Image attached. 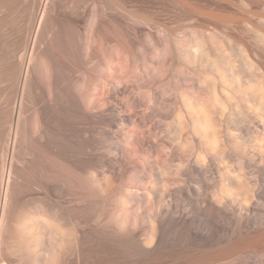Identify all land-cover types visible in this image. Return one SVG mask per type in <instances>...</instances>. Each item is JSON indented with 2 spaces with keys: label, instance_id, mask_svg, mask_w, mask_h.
I'll return each mask as SVG.
<instances>
[{
  "label": "bare ground",
  "instance_id": "6f19581e",
  "mask_svg": "<svg viewBox=\"0 0 264 264\" xmlns=\"http://www.w3.org/2000/svg\"><path fill=\"white\" fill-rule=\"evenodd\" d=\"M251 3V18L260 24H247L264 35L261 25L264 0H251ZM41 20L42 14L36 16L29 52L26 50L23 59L20 58L22 69L15 76L13 162L19 160L21 119L28 122L30 118L26 88L36 59ZM197 29L196 42L203 48L206 29L202 26ZM179 42L185 88H176L173 99L168 95L161 97L162 102L171 101L165 115L157 112L153 90H143L125 62H109L99 79L100 84L80 91L70 83L69 77L57 73H51L49 79L43 77L37 94L50 151L76 170L90 171L98 183L106 179L121 182L127 175L123 186L129 199L118 206L116 218L121 222L129 218L134 200L143 198L140 202L145 204L137 208L135 219L140 218L144 207L150 218L151 232L145 238L148 246L137 236L138 227L128 237L119 235L125 245L129 242L147 252H195L200 255L195 261H226L235 257L257 264L264 261L263 36L259 41L262 46L257 45L258 58L250 52L245 54L255 67L250 74L234 66L219 67L216 58L209 60L204 55L193 58L190 39L182 37ZM244 46L241 51L245 53ZM202 52L206 54L205 50ZM78 58L83 62L80 65H85V72H89L83 59ZM209 61L214 65L210 67ZM100 85L106 91L101 92ZM238 116H241L240 121L236 120ZM55 118L59 125H54ZM241 123L250 132L247 139L242 138L239 131ZM221 161L232 165L231 173L238 174L243 169L248 185L240 183L238 178L230 181L219 165ZM229 182L233 187L252 191L249 206L228 201L223 207H217L211 202L208 193ZM8 183L7 180L4 194ZM55 188L60 190L58 185ZM5 202L6 197L0 211V264H6L2 258L23 257L9 241L11 225L9 227L6 221ZM42 223L44 227L31 222L23 228L26 229V236L22 234L26 238L23 249L29 250L34 259L46 244L39 241L38 235L45 232L49 222L43 220ZM24 241L21 240L23 244ZM61 241H56V245Z\"/></svg>",
  "mask_w": 264,
  "mask_h": 264
},
{
  "label": "rangeland",
  "instance_id": "374dc122",
  "mask_svg": "<svg viewBox=\"0 0 264 264\" xmlns=\"http://www.w3.org/2000/svg\"><path fill=\"white\" fill-rule=\"evenodd\" d=\"M252 5L251 0H0V211L6 197L9 241L23 255L2 258L6 264H248L235 257L195 261L200 257L195 252H147L129 242L125 245L121 237L130 236L137 227V236L149 245L145 238L151 232L150 218L144 207L140 218L135 219L144 199H135L129 209L131 216L121 222L116 213L129 199L123 186L127 175L122 183L108 179L98 183L90 171L76 170L51 153L37 86L57 73L69 77L77 90H83L81 84L86 85L84 90L89 89L100 84L109 62H125L143 90H153L157 112L165 115L171 101L162 102L161 97L173 99L176 88H185L179 38L190 39L193 58H216L217 66H234L245 74L255 70L245 54L250 52L258 58L257 45L262 46L259 41L264 35L247 24H260L251 18ZM41 14L36 59L26 88L30 118L28 122L21 119L19 160L13 162L16 75L26 50L29 52L35 18ZM261 25L264 28L263 21ZM198 26L206 29L203 48L196 42ZM243 45L245 53L241 51ZM53 121L59 125L57 118ZM241 124L239 131L247 139L250 132ZM43 220L49 225L38 238L46 244L34 259L23 249V228L31 222L44 227ZM48 239L63 241L56 245Z\"/></svg>",
  "mask_w": 264,
  "mask_h": 264
},
{
  "label": "clouds",
  "instance_id": "9594fccd",
  "mask_svg": "<svg viewBox=\"0 0 264 264\" xmlns=\"http://www.w3.org/2000/svg\"><path fill=\"white\" fill-rule=\"evenodd\" d=\"M81 89H84L86 85L81 84ZM101 92L106 91L103 85L99 86ZM220 167L225 170V174L229 176V180L232 178H238L239 182L248 185V179L244 175V170L241 169L238 174L229 172V169L232 168V165L227 161H221ZM209 198L212 203L217 207H223L228 201L239 202L242 206H249L251 203V198L253 196L252 191L249 189L247 191L242 190L241 188L233 187L232 184L226 183L221 186L219 189H213L208 193Z\"/></svg>",
  "mask_w": 264,
  "mask_h": 264
}]
</instances>
